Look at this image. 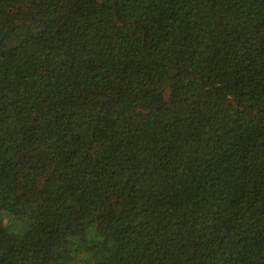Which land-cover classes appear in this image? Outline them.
<instances>
[{"label":"trees","instance_id":"trees-1","mask_svg":"<svg viewBox=\"0 0 264 264\" xmlns=\"http://www.w3.org/2000/svg\"><path fill=\"white\" fill-rule=\"evenodd\" d=\"M0 264H264V0H0Z\"/></svg>","mask_w":264,"mask_h":264}]
</instances>
